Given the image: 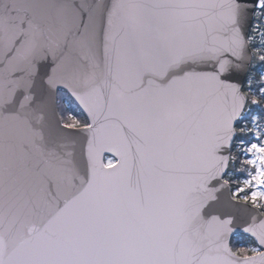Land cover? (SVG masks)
Segmentation results:
<instances>
[{
    "label": "snow or ice",
    "instance_id": "1",
    "mask_svg": "<svg viewBox=\"0 0 264 264\" xmlns=\"http://www.w3.org/2000/svg\"><path fill=\"white\" fill-rule=\"evenodd\" d=\"M0 264H264V0H0Z\"/></svg>",
    "mask_w": 264,
    "mask_h": 264
}]
</instances>
